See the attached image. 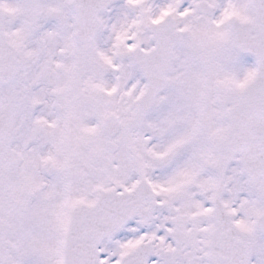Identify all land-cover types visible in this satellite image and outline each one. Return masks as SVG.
<instances>
[{
	"label": "snow or ice",
	"instance_id": "6c2138e0",
	"mask_svg": "<svg viewBox=\"0 0 264 264\" xmlns=\"http://www.w3.org/2000/svg\"><path fill=\"white\" fill-rule=\"evenodd\" d=\"M0 264H264V0H0Z\"/></svg>",
	"mask_w": 264,
	"mask_h": 264
}]
</instances>
